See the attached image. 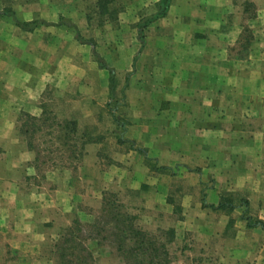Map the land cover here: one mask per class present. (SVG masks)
Instances as JSON below:
<instances>
[{"label": "rangeland", "instance_id": "rangeland-1", "mask_svg": "<svg viewBox=\"0 0 264 264\" xmlns=\"http://www.w3.org/2000/svg\"><path fill=\"white\" fill-rule=\"evenodd\" d=\"M157 3L0 0V110L16 113L21 128L10 142L0 141V189L7 193L0 195V209L6 206L0 264H58L59 242L84 255L72 257L78 264H134L136 252L118 248L104 210L107 199L145 231L151 244L138 255L155 264H264V231L254 233L261 225H249L264 219L245 204L243 193H224L235 209H214L207 192L215 179L207 174L202 181L200 167L163 172L154 159L144 166L141 153L128 157L130 145L120 144L136 118L133 103L158 109L166 95L212 86L205 78L195 86L165 82L168 62L164 54L160 58L156 29L145 28L142 41L138 28ZM173 12L178 20L184 16L179 20L184 45L228 46L215 54L230 57L227 84L214 88L229 95L223 106L238 114L231 123L263 127L264 0H178ZM96 136L105 139L100 170L110 179L95 177L89 164L88 177L79 179L86 176L79 169L83 144ZM24 142L35 152L34 164L15 167V146ZM126 161L135 171L128 178Z\"/></svg>", "mask_w": 264, "mask_h": 264}, {"label": "crops", "instance_id": "crops-1", "mask_svg": "<svg viewBox=\"0 0 264 264\" xmlns=\"http://www.w3.org/2000/svg\"><path fill=\"white\" fill-rule=\"evenodd\" d=\"M155 1L157 3L159 0ZM176 3L178 0H173L168 12L146 27V29H156L158 40H160L161 49L158 50L160 58L164 54V59H167L168 63L164 66L165 82L172 85L195 86L202 83L205 78L211 81L212 86L200 93L181 92L166 95V105L158 109L146 108V103L141 105L142 107L138 103H133V107H136L134 112L137 119L132 121L129 128L127 125L125 134L120 136V144L130 145L127 149L128 157L138 156L137 152L141 153L144 158L139 159L144 166L148 167L149 164L146 161L154 159L158 162L156 167H161L160 170L163 172L170 171V174H175L176 166L182 168L189 166L192 169L200 167L202 181L207 174L215 179L214 185L207 192L210 204L217 205L221 197L225 196L224 193L228 191H240L247 197L248 201L245 204L254 206L260 214L259 217L264 219V126L252 130L248 129L249 127L245 128L240 122L234 125L231 123H234L232 117L238 114L223 106L224 102L230 99L229 95L223 88L222 91L214 88L215 84L222 86L227 84L230 57H218L215 54L227 52L228 46L216 48L207 45L200 49L196 44L184 45L183 36L179 31L181 27L179 20H182L184 16H180L179 20L176 19L177 15L173 12ZM191 37L193 34H189L188 38L191 39ZM146 39L145 34V41ZM167 42H171L170 45ZM200 52L206 57L200 58L198 56ZM218 69L222 72L215 73ZM207 70L210 72H206ZM242 81L247 80L243 78ZM142 100L146 101L145 95ZM35 101L36 99L30 100L32 104ZM15 114L10 110H0V118H2L0 133L3 135L0 137L1 142H10L13 134L20 132L18 115L15 116ZM13 115L15 116L14 125L10 119ZM7 117L9 120L6 119ZM100 137H91L83 144V166L79 169L80 173L84 171L85 174L89 164L90 171L96 174L95 177L103 180L107 176L105 171L100 170L102 160L100 151L105 139ZM15 147L17 151L15 149L11 165L17 167L30 164L32 166L35 160L32 147L28 146L27 142ZM140 149L145 151L142 152ZM127 164L129 167H126L125 175L128 178L129 174L135 171L134 163L132 165L126 161ZM147 170L151 169L147 168ZM83 177L88 176L83 174L78 176L79 179ZM0 179L4 178L0 177ZM1 194H3L2 189H0ZM5 195L7 193L3 194V197ZM201 206V204L196 205L194 211L201 210ZM4 209H0L3 212L0 214L2 218H4ZM252 231L259 233L263 232L264 228L255 226Z\"/></svg>", "mask_w": 264, "mask_h": 264}, {"label": "trees", "instance_id": "trees-1", "mask_svg": "<svg viewBox=\"0 0 264 264\" xmlns=\"http://www.w3.org/2000/svg\"><path fill=\"white\" fill-rule=\"evenodd\" d=\"M173 0H159L157 3V7L155 12L152 14L142 18L138 23L139 28V37L142 41L145 40V28L148 27L153 21L158 19L161 16H164L172 3ZM21 25V23H20ZM101 62V60H100ZM110 93L113 95L115 92V76H114V69H110ZM140 151L144 152L145 150L140 149ZM105 209L106 216H108L109 221L113 223L114 227V234L117 236L118 248L119 249H126L127 252H136L135 257L133 258L134 264H155L153 258L148 260L144 255L139 256V252L144 253L147 249L146 246L151 244L150 239L148 238L145 231L141 230L134 224L133 216L127 214L126 212H121L119 204H115L110 200L107 199ZM210 207L214 209H229L232 210L236 207L230 198L227 196H222L219 203L217 205L211 204ZM79 222V221H78ZM260 224L264 228V222L259 220L255 223H250V226H254ZM79 230H82L80 226H78ZM73 241L72 238L66 239V242ZM66 244L59 242L56 244V247L59 251V261L58 264H78L75 259H81L84 255L82 254H75L73 251H69ZM82 250H86V248L82 247ZM81 250V251H82ZM80 263V262H79Z\"/></svg>", "mask_w": 264, "mask_h": 264}]
</instances>
